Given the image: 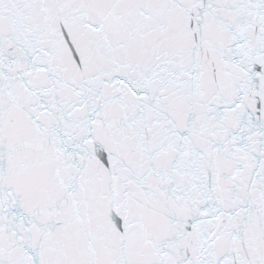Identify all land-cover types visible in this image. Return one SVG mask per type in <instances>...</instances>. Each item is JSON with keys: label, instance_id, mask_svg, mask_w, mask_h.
<instances>
[{"label": "snow or ice", "instance_id": "snow-or-ice-1", "mask_svg": "<svg viewBox=\"0 0 264 264\" xmlns=\"http://www.w3.org/2000/svg\"><path fill=\"white\" fill-rule=\"evenodd\" d=\"M0 264H264V0H0Z\"/></svg>", "mask_w": 264, "mask_h": 264}]
</instances>
